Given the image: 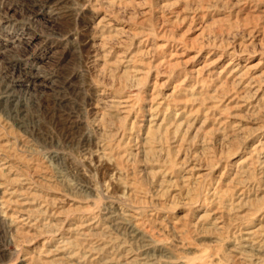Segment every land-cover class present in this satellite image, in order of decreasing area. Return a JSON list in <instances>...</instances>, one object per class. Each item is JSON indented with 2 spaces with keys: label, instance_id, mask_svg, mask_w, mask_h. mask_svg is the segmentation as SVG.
Here are the masks:
<instances>
[{
  "label": "rangeland",
  "instance_id": "rangeland-1",
  "mask_svg": "<svg viewBox=\"0 0 264 264\" xmlns=\"http://www.w3.org/2000/svg\"><path fill=\"white\" fill-rule=\"evenodd\" d=\"M0 264H264V0H0Z\"/></svg>",
  "mask_w": 264,
  "mask_h": 264
}]
</instances>
